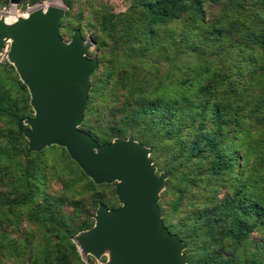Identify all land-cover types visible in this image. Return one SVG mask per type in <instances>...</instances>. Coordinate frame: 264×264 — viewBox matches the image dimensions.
Here are the masks:
<instances>
[{
    "label": "trees",
    "instance_id": "obj_1",
    "mask_svg": "<svg viewBox=\"0 0 264 264\" xmlns=\"http://www.w3.org/2000/svg\"><path fill=\"white\" fill-rule=\"evenodd\" d=\"M203 1L131 0L127 10L121 13L103 11L100 29L122 50L135 47L131 53L134 56L143 57L151 50L162 49L166 42L175 44L176 50L181 52L191 37L189 33L193 31V26L206 22ZM65 2L69 3L68 0ZM252 7L255 11L264 10V0H223L221 14L216 22L224 25V21L234 18L235 22L229 21L234 30L233 34L229 32V44L248 47L252 51H264V20L251 15L248 23H238L239 18H245ZM177 21L185 24L180 31L167 29L170 23ZM219 32H222L221 29ZM8 66L14 70L11 65ZM202 67L203 64H199L198 69L186 67L175 77L179 99H164L160 95L151 98L153 93L149 92L137 100L135 108H130L122 116L124 125L111 126L106 131L90 122L95 112L93 101L97 85L100 84V76L94 72L82 126L101 144L128 134L150 146L156 161L158 155H163L161 167L170 173V179H174L173 184L168 181L167 190L176 194L170 210L178 214V220L170 222L166 214L162 220L170 232L176 233L186 243L183 250L185 264H262L255 255L247 257L240 252L254 227L264 225V205L243 185L235 186L233 194L221 200L219 209L209 206L207 200L198 207L187 206L183 201L192 188L205 184L216 186V182L234 187V183L239 182L230 176L235 172L236 155L233 150H229L228 140L236 137L240 131L242 103L238 99L229 101L227 96L222 98L217 92L211 94L221 81L226 83L224 89L233 90L237 89L236 82L220 76L217 80L216 74L208 90L209 85H198L203 77ZM104 74L109 77L111 71H104ZM224 76L229 77L227 71H224ZM191 90L204 94L203 100L195 102L191 99L188 95ZM30 115L32 109L26 85L7 71L0 73V122L5 125L4 128L0 127V173L14 175V178L8 179V184L9 189H13L16 194L15 197L1 196L0 253L5 249L14 256L27 255V264H85L70 236L88 228L93 221L84 220L76 227H70L63 213L58 210L59 205L66 203L69 198L45 192L42 152H27V141L22 134L25 127L23 119ZM30 154L32 156L28 157ZM65 157L75 167L76 177L90 192L92 207L96 208L104 202L100 188L107 184L94 183L66 153ZM238 166L242 168L241 164ZM38 196L42 198L40 201ZM6 200L9 203L4 210ZM208 201H213L211 191ZM31 202L36 203V208L30 207L28 216L31 215L35 223L44 227L39 228L41 233L38 237H45L41 245L36 244L39 249L35 253H32L33 243L30 241L34 236L32 232L11 239L3 228L6 219L9 218L11 223L18 219L13 206ZM71 228L74 229L69 232ZM51 236L55 240L50 242L47 239ZM30 254H34V257Z\"/></svg>",
    "mask_w": 264,
    "mask_h": 264
},
{
    "label": "rangeland",
    "instance_id": "obj_2",
    "mask_svg": "<svg viewBox=\"0 0 264 264\" xmlns=\"http://www.w3.org/2000/svg\"><path fill=\"white\" fill-rule=\"evenodd\" d=\"M39 1L41 0H19L18 3L14 4L10 0H0V17H7L12 14L19 15L24 12L26 5ZM62 1L64 3V0ZM68 1V4L65 2L67 5L64 3L66 12L59 22V36L64 43H68L73 34L78 31L84 42L88 43L85 56L89 59H95L97 63L96 68L89 77L90 88L85 110L78 127L91 136L87 128L82 126V123L85 120L88 95L92 87L94 72L100 76V84L97 85V94L93 101L95 112L91 115L90 122L106 131L108 127L118 124L124 125L125 122L121 120L122 116L126 115L130 108H135L137 100L149 92L153 93L151 98L160 95L164 99H179L175 77L186 67H196L198 69V65L203 64L201 70L203 77L198 85H209L208 90H210L216 74L217 80L220 76L228 81L236 82V90H233L234 88L224 89L226 83L221 81L218 88L210 93L213 95L214 92H217L222 98L227 96L229 101L238 99L242 103L243 118L240 131L237 132L236 137L228 140L229 150H233L236 155L234 160L236 163L235 172L230 176L236 178L239 182L234 183V187H227L223 182H216V186L205 184L199 188H192L183 200L184 204L198 207L199 204L207 200L209 206H215L219 209L218 205L221 200L231 196L235 186L241 184L264 205V51H252L248 47L229 44V32L234 33L229 21L232 20L233 22L234 18L224 21V25H219L216 22L221 14L223 0L203 1L206 22L193 26V31L189 33L191 37L181 52L176 50L175 44L166 42L162 49L151 50L143 57L131 55L135 47L122 50L115 46L113 41L100 29V17L103 11L121 13L127 10L131 0ZM17 11L22 12L16 13ZM184 14L186 15L187 12L185 11ZM251 15L264 20V10L255 11V8L252 7L249 8V14L245 18H239L238 23H248ZM212 23H215V25ZM184 25L182 21H177L170 23L167 29L178 32ZM219 29L222 32H219ZM9 47L10 41L7 39L0 46V73L7 71L14 77H18L21 83L24 84L26 82L24 76L21 75L15 62L8 56ZM8 65H11L14 70H11ZM205 69L209 70L206 71ZM104 71H111V75L106 77ZM224 71H227L229 77H223ZM27 92L29 94V105L32 109L30 104L31 91L28 86ZM188 95L195 102L200 99L202 101L205 96L204 94L200 95L195 90H191ZM33 116L32 109V115L23 119L25 127L22 134L27 141L26 151L30 153L42 152L41 157L45 164L46 176L43 182L45 192L52 196L61 195L69 198L66 203L59 205L58 210L63 213L62 215L70 227L72 225L76 227L84 220H92L93 222L90 225L92 226L96 210L100 205H104L108 209L118 208L120 202L115 192L116 180L104 182L107 185L100 188L103 192L104 202L93 208L90 201V192L84 188L83 183L76 177L77 171L70 164L69 159L65 157V153L71 160L73 159L64 146L50 143L40 150L29 149V141L25 132L31 127L29 119ZM0 127L4 128L5 125L0 122ZM116 138H131L142 144L145 150H148V159L154 175L163 181L160 184L158 208L162 217L166 214L168 221L176 222L178 214L172 213L170 210L171 201L176 194L172 190H167L168 181L173 184L174 179H170V173L161 167L164 159L163 155H158L156 161L151 147L141 143L132 135L116 136L111 141ZM96 142L100 145L105 144ZM30 156L32 155L30 154L28 157ZM239 164L242 165V168L238 166ZM9 178H14V175L7 176L2 172L0 173V201L1 196L10 195V197H15L16 195L13 189H9ZM210 191L213 194V201H208ZM41 199V196H38V200ZM5 203L4 210L8 208L7 203H9V200H6ZM35 205L36 203L31 202L27 205L13 206V211L17 213L16 217L18 219L12 223L9 218L6 219V224L3 227L11 239H18L23 233L32 232L34 234L30 240L33 243L32 253L39 249L36 244L41 245L45 241V237H38L41 233L39 228L44 229V227L35 223L30 218L31 215L28 216L30 207L35 209ZM73 229L71 228L69 232ZM86 229H81L70 236L71 241L75 246L77 245L76 249L81 260L85 264H107L109 259L108 250H104L101 255L95 256L89 252H84L78 244L76 234ZM47 240L51 242L55 238L51 236ZM184 245L186 248L185 242ZM240 252H242V255H247V257L255 255L264 264V225L254 227L248 242L240 249ZM30 255L34 257V254ZM27 261H29L27 255L14 256L12 252H6L5 249L2 254L0 253V264H27Z\"/></svg>",
    "mask_w": 264,
    "mask_h": 264
},
{
    "label": "water",
    "instance_id": "obj_3",
    "mask_svg": "<svg viewBox=\"0 0 264 264\" xmlns=\"http://www.w3.org/2000/svg\"><path fill=\"white\" fill-rule=\"evenodd\" d=\"M64 14L65 8L49 5L17 22L0 17V46L10 41L8 56L31 91L29 149L60 144L94 183L116 180L120 206H98L93 225L76 234L84 252L108 250L107 264H185L184 242L164 225L157 205L163 181L154 175L148 150L131 138L100 145L78 127L97 63L85 56L88 43L78 31L68 43L61 40Z\"/></svg>",
    "mask_w": 264,
    "mask_h": 264
},
{
    "label": "built area",
    "instance_id": "obj_4",
    "mask_svg": "<svg viewBox=\"0 0 264 264\" xmlns=\"http://www.w3.org/2000/svg\"><path fill=\"white\" fill-rule=\"evenodd\" d=\"M49 5H55L58 7L65 8V5H64L62 0H41V1L36 2L34 4L26 5V9L24 11L31 12V11L38 9V8H46ZM18 12H22V11H17L16 13H18Z\"/></svg>",
    "mask_w": 264,
    "mask_h": 264
},
{
    "label": "bare ground",
    "instance_id": "obj_5",
    "mask_svg": "<svg viewBox=\"0 0 264 264\" xmlns=\"http://www.w3.org/2000/svg\"><path fill=\"white\" fill-rule=\"evenodd\" d=\"M10 17H11V19H10ZM10 17L7 19V21L9 23L17 22L18 20L28 19L30 17V12L24 11V12L20 13L19 15L12 14ZM83 45L85 47V43L84 42H83Z\"/></svg>",
    "mask_w": 264,
    "mask_h": 264
}]
</instances>
